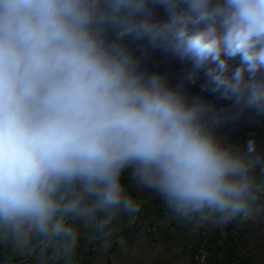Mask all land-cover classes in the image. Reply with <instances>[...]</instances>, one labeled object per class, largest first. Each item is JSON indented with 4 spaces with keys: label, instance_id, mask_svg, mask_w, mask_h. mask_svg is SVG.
<instances>
[{
    "label": "clouds",
    "instance_id": "9594fccd",
    "mask_svg": "<svg viewBox=\"0 0 264 264\" xmlns=\"http://www.w3.org/2000/svg\"><path fill=\"white\" fill-rule=\"evenodd\" d=\"M148 50L182 80L143 69ZM245 113L264 117V0H0V239L73 255L69 218L103 233L141 211L126 171L177 218H255L264 152L217 135Z\"/></svg>",
    "mask_w": 264,
    "mask_h": 264
},
{
    "label": "crops",
    "instance_id": "0c3cea01",
    "mask_svg": "<svg viewBox=\"0 0 264 264\" xmlns=\"http://www.w3.org/2000/svg\"><path fill=\"white\" fill-rule=\"evenodd\" d=\"M132 47L138 49L139 45L133 43ZM136 55L141 57L143 69L165 75L172 85L179 83L184 76L186 64L171 54L161 50H148L146 53L137 51ZM200 83H203V78ZM186 91L191 96L199 95L214 101L217 106L227 104L209 93L201 92L199 84L187 85ZM255 128H260V131L254 134L252 129ZM217 135L228 145L238 149H243L244 136L252 135L259 150L264 152V117L245 113L235 123L219 128ZM255 174L258 181L264 182V171L258 169ZM123 175L131 177L130 171ZM134 186L135 199L141 204L140 212L143 216H129L122 212L103 233L98 232L94 224L86 226L79 219L69 218L70 224L78 232L74 254L65 256L57 253L59 241H49L41 237L37 242L41 245L40 253L32 264H218L224 261L223 248L209 251L208 246L202 250L198 261L191 258L187 247L197 245L201 238V227H204L206 235L214 238L212 246L227 243L241 255L242 264H264V213L248 221L237 219L223 226L207 221H186L175 217L168 208L161 210L159 216L145 211L150 203L162 201V197L153 190L141 188L136 181ZM260 196L264 203V193ZM229 226L231 227L228 231ZM36 236L34 234L29 245L22 250L11 242L9 261L31 255L36 248L33 243ZM3 241L0 239V248Z\"/></svg>",
    "mask_w": 264,
    "mask_h": 264
},
{
    "label": "trees",
    "instance_id": "16d2710c",
    "mask_svg": "<svg viewBox=\"0 0 264 264\" xmlns=\"http://www.w3.org/2000/svg\"><path fill=\"white\" fill-rule=\"evenodd\" d=\"M252 131L255 133L259 132L260 131V128H255V129H252ZM253 136L252 135H245L244 136V143L248 140V139H252ZM122 180L126 186V191L132 195L134 198H135V186H134V179L132 177H126L123 175L122 177ZM163 202L162 201H159L158 203L156 204H161ZM155 203H150L147 210L145 211L146 213L148 212H151V213H156L158 214L159 216L161 215V210H158V207L156 206ZM258 203H262L261 201V196H260V200L258 201ZM139 217L143 216V213H137ZM68 223H70L69 219H68ZM230 227H228V231L230 230ZM127 232V231H126ZM40 236H36L33 240V243L36 244V248L35 250L33 251V253L31 255H28V256H25L24 258L22 259H14L13 261H9L11 258V249H10V243H11V240H4L3 241V244L0 248V264H24L26 262H33L34 261V258L40 253L39 252V248H40V244H37V242L40 240ZM227 238L229 239L230 238V233H228V236ZM227 239V240H228ZM201 242V240H199V242L197 244H199ZM207 242V243H206ZM206 245L208 246L207 249L209 251H214L215 249H221L223 248L225 250V259L227 261H230L234 258L235 254L237 253L233 248L230 247V245H228L227 243H224L222 245H218V244H214V246H210V244H213L214 243V238L211 237V236H206Z\"/></svg>",
    "mask_w": 264,
    "mask_h": 264
},
{
    "label": "built area",
    "instance_id": "2783aa9c",
    "mask_svg": "<svg viewBox=\"0 0 264 264\" xmlns=\"http://www.w3.org/2000/svg\"><path fill=\"white\" fill-rule=\"evenodd\" d=\"M245 144V143H244ZM244 146V145H243ZM158 207V210H165L167 209V207L165 206L164 201L161 204H157L156 205ZM201 242L199 244H197L194 247H187V250L189 252V255L191 256V258L195 261H198L201 258V253L202 250L205 249L207 247L206 245V231L204 229V227H201ZM56 242H58L59 240H55ZM206 242V243H205ZM211 246L213 244H210ZM33 262H26L25 264H32ZM218 264H242V258L241 255L236 253L234 258L230 261H227L226 259L224 261H220V263Z\"/></svg>",
    "mask_w": 264,
    "mask_h": 264
}]
</instances>
